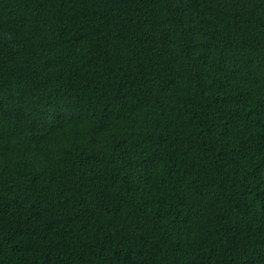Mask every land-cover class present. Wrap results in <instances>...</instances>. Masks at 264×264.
<instances>
[{
  "label": "trees",
  "instance_id": "1",
  "mask_svg": "<svg viewBox=\"0 0 264 264\" xmlns=\"http://www.w3.org/2000/svg\"><path fill=\"white\" fill-rule=\"evenodd\" d=\"M0 264H264V0H0Z\"/></svg>",
  "mask_w": 264,
  "mask_h": 264
}]
</instances>
